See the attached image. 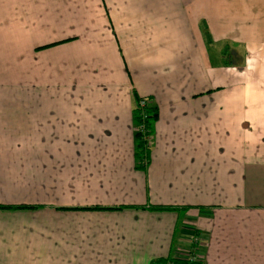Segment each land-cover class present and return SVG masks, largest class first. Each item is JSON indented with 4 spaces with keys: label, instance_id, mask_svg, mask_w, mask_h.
<instances>
[{
    "label": "crops",
    "instance_id": "crops-1",
    "mask_svg": "<svg viewBox=\"0 0 264 264\" xmlns=\"http://www.w3.org/2000/svg\"><path fill=\"white\" fill-rule=\"evenodd\" d=\"M171 258L264 264V0H0V264Z\"/></svg>",
    "mask_w": 264,
    "mask_h": 264
},
{
    "label": "trees",
    "instance_id": "trees-1",
    "mask_svg": "<svg viewBox=\"0 0 264 264\" xmlns=\"http://www.w3.org/2000/svg\"><path fill=\"white\" fill-rule=\"evenodd\" d=\"M142 99L138 98L136 103V108L134 112L136 127L141 128L136 131L137 140V164L139 168H146L149 164L150 153H151V142L150 139L154 135L155 123L158 120L159 112L158 108L152 105L149 100L148 104L144 108H139V103ZM26 207V206H24ZM92 209H102L100 207H95ZM115 209V208H114ZM119 209V208H118ZM153 210L164 211V210H176L171 207H151ZM197 246L195 245L193 254H196ZM153 264H202L201 262H196L193 259H161Z\"/></svg>",
    "mask_w": 264,
    "mask_h": 264
},
{
    "label": "built area",
    "instance_id": "built-area-1",
    "mask_svg": "<svg viewBox=\"0 0 264 264\" xmlns=\"http://www.w3.org/2000/svg\"><path fill=\"white\" fill-rule=\"evenodd\" d=\"M148 103H149V102H148L147 99L142 98V100H141L140 103H139V108H144ZM140 129H141V128H138L137 131L140 130ZM151 139H152V138H151ZM151 139H150V142H151ZM192 259L195 260L196 262H198L196 259H194V258H192Z\"/></svg>",
    "mask_w": 264,
    "mask_h": 264
}]
</instances>
